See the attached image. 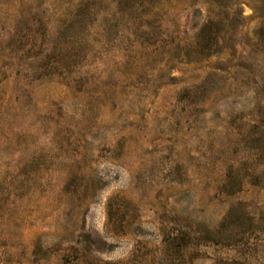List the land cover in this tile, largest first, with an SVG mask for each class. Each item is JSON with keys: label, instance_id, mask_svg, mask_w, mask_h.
I'll return each instance as SVG.
<instances>
[{"label": "rangeland", "instance_id": "obj_1", "mask_svg": "<svg viewBox=\"0 0 264 264\" xmlns=\"http://www.w3.org/2000/svg\"><path fill=\"white\" fill-rule=\"evenodd\" d=\"M0 264H264V0H0Z\"/></svg>", "mask_w": 264, "mask_h": 264}]
</instances>
